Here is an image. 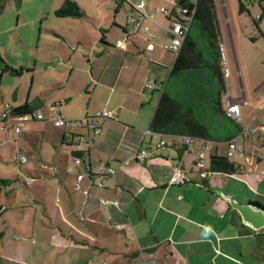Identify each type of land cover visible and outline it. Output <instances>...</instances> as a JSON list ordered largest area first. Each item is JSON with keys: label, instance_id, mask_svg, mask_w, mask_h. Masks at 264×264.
<instances>
[{"label": "crops", "instance_id": "obj_1", "mask_svg": "<svg viewBox=\"0 0 264 264\" xmlns=\"http://www.w3.org/2000/svg\"><path fill=\"white\" fill-rule=\"evenodd\" d=\"M64 1L8 0L0 12V112L4 103L27 104L43 115L21 122L17 135L11 124L0 132V264H132L138 248L147 264H264V226L245 222L220 194L264 208V91L253 89L262 80L247 84L248 98L242 93V173L200 179L194 158L186 165L184 152L159 147L161 134L149 129L175 58L163 48L173 37L174 0L170 9L143 0L135 10L137 0L121 15L108 0H70L81 16H57ZM214 4L220 44L229 39L237 67L234 19L220 0L223 29ZM161 6L166 14L154 10ZM143 26L154 35L149 55ZM102 111L111 115L98 118L92 135L89 118ZM86 134V149L76 151L69 138ZM141 149L148 155L137 160ZM176 167L180 183L172 181Z\"/></svg>", "mask_w": 264, "mask_h": 264}, {"label": "trees", "instance_id": "obj_2", "mask_svg": "<svg viewBox=\"0 0 264 264\" xmlns=\"http://www.w3.org/2000/svg\"><path fill=\"white\" fill-rule=\"evenodd\" d=\"M7 1L0 0V12ZM174 2L176 8L193 7V15L185 39L175 54L170 73L160 92L149 129L162 135H193L211 141L228 142L239 135L241 124L229 119L223 112L222 96L226 90L220 65V34L214 0ZM240 9H245L241 1ZM55 14L69 17L81 16L82 12L75 2L65 0ZM11 71L16 74L14 69ZM11 112L16 115L31 113V108L25 104L11 108ZM173 146L179 154L188 151L186 147ZM208 163L210 173H242L241 164L229 161L225 156H212ZM252 204L264 209L258 202ZM261 234L264 237V228Z\"/></svg>", "mask_w": 264, "mask_h": 264}, {"label": "built area", "instance_id": "obj_3", "mask_svg": "<svg viewBox=\"0 0 264 264\" xmlns=\"http://www.w3.org/2000/svg\"><path fill=\"white\" fill-rule=\"evenodd\" d=\"M194 1V0H193ZM175 4V2H174ZM144 6V1L141 0L136 6L135 10H139ZM176 8V4H175ZM193 7H178L173 10L172 12V25H170V30L173 33V37L169 40V42L163 44L164 50L172 52L174 55L178 53L180 45L185 39L188 26H190L192 15H193ZM157 12H162L166 14L165 7H157L154 8ZM129 23L132 27V32H136L139 28L140 21L136 14L132 12L128 15ZM143 30L146 33L148 38L145 53L149 55V53L154 48V35L148 31L147 26H143ZM119 46L124 47L123 44H119ZM219 51H220V65H221V72L222 78L225 79L230 76V71L228 66L226 65V56L224 54V50L221 44H219ZM151 85V84H150ZM246 104L245 98L243 95L240 96L238 99H233L228 95H224L222 97V105H223V112L224 114L231 120H234L241 124V115H240V105ZM264 109V105H263ZM52 113H57V108L52 107ZM111 114L108 111H102L96 113L94 116L90 117L89 119V127L91 129V134L98 135L101 131L100 126L98 124V118L101 117H109ZM43 119V115L38 111L35 113H24V114H13L11 112V108L9 104L4 103L3 108L0 112V132L6 130L7 126L11 124L14 129V135H17L20 130V123L26 120H41ZM65 119L62 117H54L53 123L56 126H64L66 124ZM82 122V121H80ZM79 122V123H80ZM91 134H86L82 137L79 136H71L69 138L70 145L75 148L76 151L82 152L86 149L87 142L91 139ZM161 134V133H160ZM248 136V130L241 127V131L237 137H234L230 141L226 142H216L211 141V139L199 138L194 137L193 135H178V134H161V140L158 142V146L163 148L167 145H178V147H186L188 150H191L194 154V161L193 166L194 169L198 173V177H205L210 173L209 170V158L212 156H225L229 161H235V159H245L246 153L244 150V146L242 142H240L239 137ZM224 145V151H220V147ZM149 150L141 149L139 150L135 156V159L140 160L143 157L148 155ZM73 159L76 163H80L81 160L78 156L74 155ZM20 162L25 161V157H19ZM115 169L109 168V173L113 175ZM183 170L180 168H175L174 174H172V181L180 183L186 178L183 177ZM145 250L142 248H138L137 255L133 258L132 264H147V258L145 257Z\"/></svg>", "mask_w": 264, "mask_h": 264}, {"label": "rangeland", "instance_id": "obj_4", "mask_svg": "<svg viewBox=\"0 0 264 264\" xmlns=\"http://www.w3.org/2000/svg\"><path fill=\"white\" fill-rule=\"evenodd\" d=\"M136 1L137 0H124L121 2H116V0H108L109 4L107 3L106 6L113 10L118 9L119 14L121 15L124 14L127 9H129L130 5L134 6ZM172 1L173 0H162L160 4L162 3L167 9H170L172 8ZM240 1L244 4L245 9L243 10L240 9ZM260 1L261 0H224L226 7L225 13L228 22L230 25H232L233 18L234 25L236 26V33L238 32L236 35L237 38L234 37L233 45L236 50L237 67L239 68L240 73L237 70L230 45L228 44L229 39H225L224 41V54L226 56L225 62L230 71V76L224 79L226 90L224 95H228L227 93H229V96L233 98L240 97V95L243 93V90L248 98L250 96L249 93L252 91H250V86H247V84H252V82L255 84V82L258 80H262L261 86L258 88L253 87V89L258 92V95L264 91V14L262 13L263 3ZM216 4L218 9L217 12L220 17V23L223 29H226L227 26L224 15L221 11L222 8L220 0H216ZM259 15L261 16V19H258ZM257 26L259 27L258 30L256 29ZM251 37H254L253 41ZM240 49L246 56L244 57L242 63L241 56L239 55ZM262 50L263 52L260 53ZM172 55L175 56L174 54ZM241 124L245 126L244 123ZM224 149L225 147L222 145L220 147V151H224ZM188 151L184 152L183 156V160L186 165L191 164V160L194 158L192 151ZM237 162L246 163L243 159H237ZM211 176H213L214 180H219L222 184V178L220 175L211 174ZM242 193L246 194L245 191ZM249 196L251 197V195Z\"/></svg>", "mask_w": 264, "mask_h": 264}, {"label": "water", "instance_id": "obj_5", "mask_svg": "<svg viewBox=\"0 0 264 264\" xmlns=\"http://www.w3.org/2000/svg\"><path fill=\"white\" fill-rule=\"evenodd\" d=\"M220 194L225 197L232 206L237 208L245 222L251 224L254 228L264 226V209L251 204L242 205V203L234 201L232 197L226 196V194L223 193Z\"/></svg>", "mask_w": 264, "mask_h": 264}]
</instances>
